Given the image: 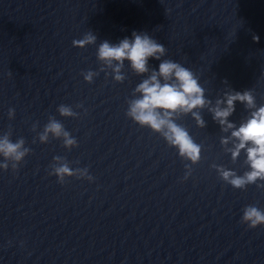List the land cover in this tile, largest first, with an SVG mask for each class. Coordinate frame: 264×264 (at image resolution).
<instances>
[{"label":"water","instance_id":"obj_1","mask_svg":"<svg viewBox=\"0 0 264 264\" xmlns=\"http://www.w3.org/2000/svg\"><path fill=\"white\" fill-rule=\"evenodd\" d=\"M134 30L165 46L161 59L191 69L212 101L193 109L204 127L191 113L176 121L202 146L187 179L191 162L126 115L148 74L128 61L123 82L100 71L99 44ZM89 31L94 44L73 46ZM89 70L99 72L92 82ZM250 88L264 104V0H0V135L10 130L31 149L17 170L0 169V264H264V225L241 223L246 205L264 209V187L221 179L213 166L242 175L246 154L232 160V141L221 143L231 130L208 110L225 91ZM60 104L79 115L61 116ZM248 115L237 101L228 119L238 127ZM49 116L78 146L39 141ZM58 155L94 179L59 183L49 175Z\"/></svg>","mask_w":264,"mask_h":264},{"label":"clouds","instance_id":"obj_2","mask_svg":"<svg viewBox=\"0 0 264 264\" xmlns=\"http://www.w3.org/2000/svg\"><path fill=\"white\" fill-rule=\"evenodd\" d=\"M258 41V36H253ZM96 35L89 31L81 39L72 41L75 47H86L94 44ZM166 48L147 32L133 31L131 37H125L118 43H110L104 40L99 44L97 58L104 67L111 69V74L117 82H123L125 75L122 72L125 61H128L131 69L137 74H148L133 90V97L127 100L126 115L141 127H148L153 132L159 133L169 146L178 150V155L185 161L187 172L185 179L192 172V165L201 159L202 146L196 143L189 131L176 121L182 114L191 113L200 127L205 126V121L199 112L193 109L204 108L211 105L212 101L205 97V89L198 82L194 72L171 59H161L165 56ZM149 58L159 60L158 70L149 67ZM99 72L89 70L84 73V79L92 82ZM227 82V81H225ZM244 104L249 110V115L237 127L234 121L228 118L236 110V102ZM221 105H224L223 107ZM80 107V105H77ZM213 114L212 118L221 126V130L228 132L230 136L221 138V143L227 145L232 141L233 147L227 149L233 161L237 160L242 150L246 154L244 160L247 170L238 175L234 169L225 168L222 165H214L221 179L234 188L246 189L250 184L264 187L258 181H264V104L257 106L253 89L243 91H225L223 96L216 99L215 105L208 108ZM57 111L64 117H77L79 113L70 105L60 104ZM15 110L10 108L9 118H13ZM175 117V119H174ZM37 124L32 125L33 131ZM11 131L0 135V169L17 170L25 156L31 152L25 146V139L18 138L15 142L11 139ZM62 139L63 146L71 149L78 146V141L62 122L53 116H49L43 131L38 134L41 143L48 142L49 136ZM35 142V141H34ZM72 162L65 157L54 156L50 165L49 175H55L58 182L63 184L67 177L85 178L89 181L94 178L89 174L87 167H70ZM241 223L249 228L264 225V209L255 205H246L243 208Z\"/></svg>","mask_w":264,"mask_h":264}]
</instances>
